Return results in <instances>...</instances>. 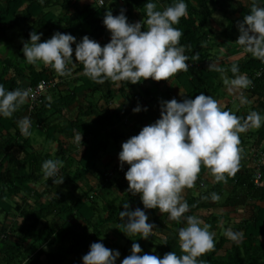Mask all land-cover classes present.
<instances>
[{"label": "trees", "instance_id": "obj_1", "mask_svg": "<svg viewBox=\"0 0 264 264\" xmlns=\"http://www.w3.org/2000/svg\"><path fill=\"white\" fill-rule=\"evenodd\" d=\"M105 1L101 6L99 0H45L43 4L39 0H0V84L11 91L66 78L42 64L37 68L27 63L22 48L32 31L43 33L41 42L59 31L73 35L77 42L87 35L103 47L110 42L103 39L110 33L103 23L107 11L119 15L125 9L129 23L147 19L144 6L148 0H120V6ZM153 2L163 10L173 0ZM185 3L188 16L174 27L183 33L180 44L189 57V69L173 76V84L185 90V98L194 99L201 92L216 94L226 87L222 75L234 78L230 69L237 64L240 74H246L252 84L242 90L244 95L248 93L244 103L238 101V107L230 104L224 110L243 118L253 111L264 117V63L250 54L242 55L234 34L239 30L238 23L250 14L252 4L264 7V0ZM217 12L228 17V27H219L214 19ZM72 47L75 61V44ZM210 63L225 72L209 71ZM72 70V75L78 76L74 88L63 90L62 85L67 83L60 82L33 111L25 103L11 118L0 117V264H83L82 257L96 242L121 253L117 264L131 254L134 242L141 245L142 254L161 258L169 252L182 255L178 232L186 223L170 221L159 209H145L140 195L128 192L125 173L116 174L119 165L111 172L107 166L104 170L100 167L111 143L127 141L160 118L161 101L172 100V89L163 93L161 88L168 81L149 78L137 84L120 82L117 87L110 81L94 83L83 74L81 64ZM146 81L149 84L145 87ZM81 93H86L84 100L79 98ZM117 93L125 103L111 109ZM138 105L148 110L134 113ZM127 115H131V123L125 122ZM25 116L31 119L29 136L21 135L17 125ZM34 131L58 142L57 151L35 148L31 142ZM76 133L83 137L79 145L74 143ZM58 134L68 143L58 140ZM239 147L235 175L216 183L202 166L194 187L182 193L189 204L186 215L197 216L215 234L214 249L198 258L204 264H264V162L260 185L254 181L264 158V121L259 128L240 134ZM48 159L63 161L59 172L65 177L63 184L54 185L43 177L41 166ZM213 192L220 196L219 201L210 199ZM126 202L131 210H144L148 222L155 224L148 240L124 233L120 211H124ZM228 229L242 232L243 239L231 241L225 236Z\"/></svg>", "mask_w": 264, "mask_h": 264}, {"label": "clouds", "instance_id": "obj_2", "mask_svg": "<svg viewBox=\"0 0 264 264\" xmlns=\"http://www.w3.org/2000/svg\"><path fill=\"white\" fill-rule=\"evenodd\" d=\"M39 2L43 4L45 0ZM144 7L147 19L135 23H129L123 8L119 15L107 11L103 23L111 38L103 47L87 35L77 42L73 35L59 31L41 42L43 33L32 31L30 40L24 42L22 48L24 58L37 68L42 64L53 69L59 77H70L77 63L81 64L83 74L97 84L110 81L120 87V82L137 84L149 78L171 81L177 73L189 69V57L185 55V46L180 44L183 33L174 27L181 18L188 16V6L185 0H173L170 6L158 10L157 4L148 0ZM145 25L146 30H142ZM238 29L240 35L235 43L241 46V54H250L264 63V7L253 3L250 14L238 23ZM208 70L225 72L215 63H210ZM230 70L234 78L222 75L223 83L229 93H240L241 103H244L242 90L247 89L252 80L246 74H240L237 64ZM30 93L31 89L21 88L8 91L0 84V117L11 118L28 102ZM180 95L185 96L181 89ZM142 110L148 109L138 105L133 112ZM262 121L264 117L255 111L246 118L238 117L203 92L194 99L184 98L182 102L175 98L161 101L160 118L122 144L119 161L121 170L125 163L130 165L125 173L128 192L139 194L145 209H159L168 214L170 221L186 223L178 232L182 255L169 252L161 258L142 254L141 245L134 242L131 254L121 264H204L198 258L214 249L215 234L197 216L186 215L189 204L182 193L186 188L194 187L202 166L209 170L216 183L235 175L241 151L240 134L259 128ZM17 125L21 135L31 134L30 117L25 116ZM82 140V135L76 133L74 143L79 145ZM62 167L61 160H45L41 166L43 177L54 185L63 184L65 177L59 175ZM210 199L216 202L220 196L213 192ZM123 208L120 219L124 221V233L128 237L139 235L148 240L156 226L148 222L146 212L139 207L131 210L127 202L123 203ZM225 236L234 242L243 239L242 232L231 229L226 230ZM120 255L118 250L96 242L91 244L82 261L83 264H117Z\"/></svg>", "mask_w": 264, "mask_h": 264}, {"label": "crops", "instance_id": "obj_3", "mask_svg": "<svg viewBox=\"0 0 264 264\" xmlns=\"http://www.w3.org/2000/svg\"><path fill=\"white\" fill-rule=\"evenodd\" d=\"M111 38V34L110 33H107L103 36V39L108 41L110 40ZM73 71V70H72ZM78 76L77 75H71L70 77H66L62 80H60L61 82L63 81H66L67 85H62L61 89L65 90V89H72L74 88L77 83L75 81V79L77 80ZM149 84V81H146L144 83V86L146 87L147 85ZM161 88H162V92L165 93V92H168L169 89L171 88L172 89V93H171V99L175 98L178 102H182V100L186 97V92L185 90L179 88L178 86L174 85L172 81H168L166 82V84H162L161 85ZM225 88V91L227 93L228 90L226 87ZM180 89L182 92L185 93V96L182 97L180 95ZM231 94V97L230 99L229 98H226L224 102L221 103V106L222 108H226L228 105H230L231 103H236L239 101V96H240V93L236 92V93H230ZM86 97V93H81L80 94V99L81 100H84V98ZM99 99V98H98ZM123 103H125V100L122 98V95L120 93H117L115 98H114V101H112L110 103V108L111 109H116L118 108L119 106L123 105ZM78 106V104L76 103L74 106L71 107V111L74 110L76 107ZM130 116L131 115H127L126 118H125V122L126 123H131L130 122ZM148 126V125H147ZM57 138L58 140H61L65 143H68V140L61 136V135H57ZM126 142L125 140L120 142L119 144L113 142L109 145V147L107 148V152L106 154L102 155V161L100 163V167L102 170L106 169V166H107V169L109 170V172L112 171V169H114L116 166H118L120 164V161H119V152L122 150V144ZM54 144H58V142H55ZM35 148L36 145H34ZM81 148V147H80ZM38 149V148H37ZM83 150V148H81ZM39 189L41 190L42 189V186H39ZM32 201V200H31Z\"/></svg>", "mask_w": 264, "mask_h": 264}, {"label": "rangeland", "instance_id": "obj_4", "mask_svg": "<svg viewBox=\"0 0 264 264\" xmlns=\"http://www.w3.org/2000/svg\"><path fill=\"white\" fill-rule=\"evenodd\" d=\"M111 1L112 2L114 1L113 3H115L116 6H120L121 5L120 4V0H111ZM214 19H217L219 21V25H220L219 27L221 29L228 27L229 19H228V17L225 16V14L217 12V13L214 14ZM234 34H235V36L237 38H239V35H240L239 30H237ZM0 48L2 49L3 45H1ZM247 94L248 93H246L245 95L243 94V97L245 99L247 98ZM211 96L214 99H216L219 102V104L221 105L222 102L226 101L225 100L226 98L230 99L231 94L227 93L225 91V88H223V89L220 90V92H218L216 94H212ZM239 99H240V96H239ZM239 101H241V100H239ZM26 103H29V102H26ZM231 104H232V106H237L238 107V105L236 103H234V104L231 103ZM31 142H32L33 145H36V147L38 148L39 151H57V146H56V144H54L55 142L50 141L49 139H47L45 137V135H41L40 132H38V131H34L32 133ZM231 217H232V219H234L233 217H235V215L232 213Z\"/></svg>", "mask_w": 264, "mask_h": 264}, {"label": "built area", "instance_id": "obj_5", "mask_svg": "<svg viewBox=\"0 0 264 264\" xmlns=\"http://www.w3.org/2000/svg\"><path fill=\"white\" fill-rule=\"evenodd\" d=\"M99 4L101 6L104 5L105 4V0H99ZM60 82H61L60 80L50 79L49 81H42L38 85H35V86L28 85L26 89H31L30 99L28 100V102H29V110L33 111L37 105L41 104L44 95L49 90H51L52 88L56 87V85L58 83H60ZM263 162H264V158L262 156V159L260 161V164L258 165V169H257V171L255 173V176H254V181H255V183L257 185H260L262 177H263L262 170H261ZM129 167H130V165H127L125 163L123 170H121L120 164H119L118 172L116 174H124V173H126V171L128 170Z\"/></svg>", "mask_w": 264, "mask_h": 264}]
</instances>
